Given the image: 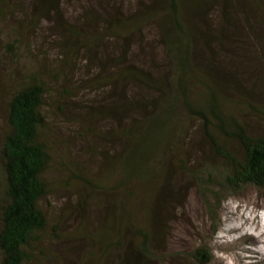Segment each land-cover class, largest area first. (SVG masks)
Instances as JSON below:
<instances>
[{
  "label": "trees",
  "instance_id": "1",
  "mask_svg": "<svg viewBox=\"0 0 264 264\" xmlns=\"http://www.w3.org/2000/svg\"><path fill=\"white\" fill-rule=\"evenodd\" d=\"M81 1L32 0L30 10L26 0L0 1V18L21 15L14 19L13 42L6 44L7 54L16 58L17 44L26 43L43 22L57 25L44 35L45 41L54 40V60L44 51L38 73L25 61L0 78L7 128L0 148L1 264L32 263L51 227L42 206L53 160L42 136L47 75L96 91L99 99L91 102L95 106L83 104L93 118L112 127L102 137L115 152L102 154L101 175L92 180L76 177L99 195L103 207L110 206L98 234L92 236L94 250L88 256L95 264H166L180 255L169 251L173 241L166 240L173 227L165 211L174 212L178 203L172 205V169L179 166L193 177L212 218L225 193L246 186L263 188L264 133L251 132L242 114L250 110L264 117V105L248 102L242 90L233 93L231 80L224 85L214 78V72L225 70L214 63V32L200 30L196 22L212 9L214 0H92L91 8ZM236 2L264 11V0ZM67 3L75 10L73 21L62 20ZM81 20L83 27L78 26ZM54 31L60 41L53 39ZM27 55L39 56L34 48ZM81 58L91 64H81ZM94 65L100 70L91 76ZM76 72L82 73L79 79ZM69 88L63 90L67 96L72 94ZM82 121L81 116L78 122ZM190 122L196 123L201 142L226 170L214 171L202 155V161L194 162L200 167H189ZM127 237L132 239L129 243ZM208 246L200 240L187 257L194 264H211Z\"/></svg>",
  "mask_w": 264,
  "mask_h": 264
},
{
  "label": "rangeland",
  "instance_id": "2",
  "mask_svg": "<svg viewBox=\"0 0 264 264\" xmlns=\"http://www.w3.org/2000/svg\"><path fill=\"white\" fill-rule=\"evenodd\" d=\"M236 1L214 0L212 9H208L207 15L202 16L203 19H196V22L200 30L214 32V63H221L225 68L222 72H214L217 82L221 81L226 85L231 80L234 83L233 93L239 95L243 92L248 95L244 96L248 102L263 106L264 11H256L252 5H249V8L240 6ZM31 2L32 0H26L24 4L28 10L31 9ZM90 4H93L92 0L80 2V5H88L91 8L93 5ZM71 5L67 3L63 7V21H68L66 19L70 17L73 21L75 10ZM18 17L21 18V15L16 12L13 18H0L2 79L14 68H21L25 61L38 73L45 58L44 51L48 53L46 58L50 61L54 60L57 54L53 46L54 40H44L48 28L57 25L51 23L46 26L45 22H41L40 28L29 34L31 39L28 38V42L17 44L16 53H19L20 57L16 58L12 53L7 54L6 44L14 40L12 27L16 23L14 19ZM78 23L79 27L84 26L81 25L82 20ZM56 32L54 31L52 37L60 41V34ZM33 48L39 56L29 59L27 53ZM99 52L103 55L104 50L100 48ZM81 59V64H91ZM99 70L100 67L94 65L89 73L94 76ZM81 74L76 72L75 77L79 79ZM45 79L49 92L44 99L43 114L46 127L42 136L49 146L53 160L46 175L49 194L43 200L42 206L50 218L51 227L39 254L30 264H95V259L88 256L94 250L91 245L92 236L98 234L100 222L105 220L104 216L110 206L106 204V207H103L99 202V195L76 177L84 176L92 180L101 175L105 169L102 154L115 152L112 144L102 137L112 130V127L102 118H93L92 112H88L89 109L83 104L87 102L90 107L95 106L91 105V102L99 99L96 91L87 89L86 85L79 88L76 82L69 83L64 77L54 80L51 75H47ZM68 86L72 92L69 96L63 92ZM229 93L231 94L230 91ZM5 109L6 103L0 98V148L7 129ZM242 115L251 132L264 133L263 116L250 110H245ZM81 116L84 121L79 123ZM190 126L189 167H200L201 164L194 162L199 163L202 155V160L211 163L214 171L225 169V164L208 145L201 142L203 138L196 123L190 122ZM86 127L88 130H85ZM233 149L239 152L240 147L234 144ZM174 168L170 194L172 205L176 201L178 203H175L174 212L171 213L170 208L168 212L165 211L168 226L173 227L166 240L173 241L169 251L180 255L169 259L166 264H194L187 256L199 246L200 240H205L212 250L214 259L211 264H264V187L246 186L238 191L225 193V196L221 197L220 205L215 204V215L212 218L206 197L200 192L193 177L179 166ZM2 187L0 173V192ZM216 188L218 190L217 186ZM179 209L182 212H178ZM159 212L161 214L162 211ZM127 240L129 243L132 239L127 237Z\"/></svg>",
  "mask_w": 264,
  "mask_h": 264
}]
</instances>
